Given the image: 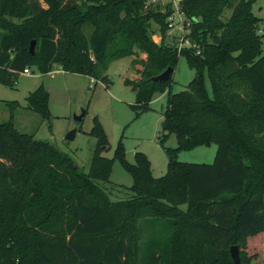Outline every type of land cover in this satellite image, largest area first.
<instances>
[{
    "label": "trees",
    "instance_id": "obj_1",
    "mask_svg": "<svg viewBox=\"0 0 264 264\" xmlns=\"http://www.w3.org/2000/svg\"><path fill=\"white\" fill-rule=\"evenodd\" d=\"M145 1L0 0V82H11L26 66L46 74L53 64L104 79L111 61L140 52L144 58L130 61L138 79L123 80L134 92L129 107L137 116L153 94L165 92L162 129L176 139L174 148H164V174L154 177L144 154L135 152L129 163L119 143L112 157L102 156L107 140L93 118L95 144L82 172L68 154L19 132L10 119L0 121V264H233L231 245L238 247L240 263L249 264L253 254L246 248L259 250L264 29L251 0H181L191 45L180 51L163 41L168 7L144 8ZM178 55L193 76L171 92V77L151 78L166 66L173 69ZM47 98L40 84L23 107L48 118ZM211 142V163L175 159L179 149ZM114 157L132 179V196L118 201L108 200L94 182L107 181ZM146 232L154 234L145 238Z\"/></svg>",
    "mask_w": 264,
    "mask_h": 264
},
{
    "label": "rangeland",
    "instance_id": "obj_2",
    "mask_svg": "<svg viewBox=\"0 0 264 264\" xmlns=\"http://www.w3.org/2000/svg\"><path fill=\"white\" fill-rule=\"evenodd\" d=\"M167 2L168 0H160L158 6ZM146 7L149 6L144 4V8ZM250 10L259 19V29H264V0H251ZM228 13L229 9H225L226 16ZM151 27L155 30L151 38L158 43L160 34L157 25L151 23ZM187 32L184 31V36ZM164 34L165 43H171L180 36L175 25ZM182 48H188V43L184 42ZM263 53L264 38H261L259 56ZM144 56L138 52L135 56L111 61L103 73L104 79H94L93 86H90L88 76L61 70L56 64H53L51 71L46 74H40L35 65L29 66V75L18 73L11 82H0V121L10 119L16 130L50 143L58 151L68 154L80 171L86 172L95 144V138L89 134L95 118L107 140V149L101 152L102 156L112 157L119 143L123 158L127 162L132 163L133 154L141 152L149 161L152 176H161L165 172L167 161L164 148L176 146L174 134L163 131L161 126L164 122L162 112L165 106V92L153 94L148 109L134 116L129 107L133 103L134 92L129 85L123 83L124 79H138L130 61L132 58L137 60ZM192 76L193 69L187 66L183 55H178L171 74L170 91L184 89ZM203 78L206 92L210 96L211 89L205 73ZM40 84L48 94V118H41L23 107L24 97ZM11 101L17 102L18 105L11 108L8 105ZM81 111V119L75 120L74 116ZM72 129L75 130L73 138L65 139V134ZM214 152L215 144L211 142L192 149H179L175 153V159L181 162L211 163ZM94 182L106 193L110 201L132 196L128 189L132 183L131 176L124 170L117 157L113 159L107 181ZM159 229L160 227L156 232H159ZM151 233L154 234L146 232L145 238H150ZM252 250L248 247L245 250L247 255L253 254L249 264H264V231L259 250Z\"/></svg>",
    "mask_w": 264,
    "mask_h": 264
},
{
    "label": "built area",
    "instance_id": "obj_3",
    "mask_svg": "<svg viewBox=\"0 0 264 264\" xmlns=\"http://www.w3.org/2000/svg\"><path fill=\"white\" fill-rule=\"evenodd\" d=\"M160 0H146L144 2L145 6H154V5H158V2ZM180 2L181 0H168V2L166 4H162L161 7V11L167 6L169 11L165 17L166 19V24L168 29H170L171 27H173V25H175V29L177 31L180 32V36L178 38H175L173 40V42H171L176 50H180L183 47V43L187 42L188 43V47L191 45V42H188L190 39L187 38L186 36H184V31H189V28L191 26V22L190 20H188L186 18V16L184 15L183 11L180 8ZM188 34V32H187ZM198 53V50L195 51V54ZM21 74H25V75H29L30 74V70L29 67L26 66ZM90 86L94 85V81L92 79H90Z\"/></svg>",
    "mask_w": 264,
    "mask_h": 264
},
{
    "label": "water",
    "instance_id": "obj_4",
    "mask_svg": "<svg viewBox=\"0 0 264 264\" xmlns=\"http://www.w3.org/2000/svg\"><path fill=\"white\" fill-rule=\"evenodd\" d=\"M189 42H191V40H189ZM33 46H34V40H32L29 44V47H28V50L30 53H32L33 51ZM172 67L170 66H166L162 71H160L158 74L152 76V80L154 81H164V80H167L171 77V74H172ZM83 114V111H81L78 115H75L74 116V119L79 121L81 119V116ZM162 128L165 127V122L162 123ZM74 133H75V130L72 129L70 131H68L64 138L67 139V140H70L73 138L74 136ZM228 253H229V256H230V259L232 261L233 264H241L240 263V260H239V255H238V247L236 245H231L228 249Z\"/></svg>",
    "mask_w": 264,
    "mask_h": 264
},
{
    "label": "crops",
    "instance_id": "obj_5",
    "mask_svg": "<svg viewBox=\"0 0 264 264\" xmlns=\"http://www.w3.org/2000/svg\"><path fill=\"white\" fill-rule=\"evenodd\" d=\"M143 55V54H142ZM262 235H263V233H262Z\"/></svg>",
    "mask_w": 264,
    "mask_h": 264
}]
</instances>
